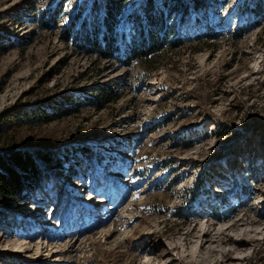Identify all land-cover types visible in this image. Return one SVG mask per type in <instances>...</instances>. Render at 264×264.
Listing matches in <instances>:
<instances>
[{"label": "rangeland", "instance_id": "374dc122", "mask_svg": "<svg viewBox=\"0 0 264 264\" xmlns=\"http://www.w3.org/2000/svg\"><path fill=\"white\" fill-rule=\"evenodd\" d=\"M147 1L123 8L125 51ZM177 3L178 45L109 60L63 39L103 0H0V151L40 168L0 197V264H264V8Z\"/></svg>", "mask_w": 264, "mask_h": 264}, {"label": "trees", "instance_id": "16d2710c", "mask_svg": "<svg viewBox=\"0 0 264 264\" xmlns=\"http://www.w3.org/2000/svg\"><path fill=\"white\" fill-rule=\"evenodd\" d=\"M128 0H103L102 12L98 22L86 27H80L72 34L71 26L65 28L63 39L69 40L70 36L74 37L76 45L89 53H96L99 57L114 60L115 58H125L128 51L135 57H145L152 60L158 57L160 49L166 43L170 47L178 45L177 36L173 39L170 34L176 32V25L168 24L167 17L176 10L181 0H175L169 4L168 0H161L163 7L170 6L169 11H165L162 6L155 5L154 0H148L146 8L141 13L132 14L136 19L135 32L139 33L140 39L136 35L131 37V43L125 51L117 42V25L123 8ZM256 9L259 11L264 8V0H253ZM192 3L195 7H202L204 0H182L183 12L187 11V4ZM155 5V9H153ZM180 7V5H179ZM137 26V27H136ZM177 35V34H176ZM3 35L0 33V55L7 49V42L3 41ZM94 90L105 101L114 98L113 90L103 85H98ZM62 106L54 108L52 112H36L33 119H44L45 117H56L63 112ZM40 168L31 154L21 148H10L0 151V197L7 199L23 198L27 193L39 185Z\"/></svg>", "mask_w": 264, "mask_h": 264}]
</instances>
